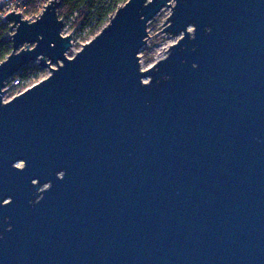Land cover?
<instances>
[{"label": "water", "instance_id": "1", "mask_svg": "<svg viewBox=\"0 0 264 264\" xmlns=\"http://www.w3.org/2000/svg\"><path fill=\"white\" fill-rule=\"evenodd\" d=\"M63 1L3 21L0 264H264V0H128L71 58Z\"/></svg>", "mask_w": 264, "mask_h": 264}, {"label": "trees", "instance_id": "2", "mask_svg": "<svg viewBox=\"0 0 264 264\" xmlns=\"http://www.w3.org/2000/svg\"><path fill=\"white\" fill-rule=\"evenodd\" d=\"M44 0H26L29 16L38 14L36 8L40 5L43 7ZM128 0H64L58 10L59 18H62L65 23L75 18L74 24L81 31L89 29V33L94 37L102 30L110 21V18L115 14L117 9L124 5ZM1 2V0H0ZM8 0H3L1 5H4ZM41 9V8H40ZM27 16H25L26 18ZM12 32L10 24L3 23L0 17V63L3 62L12 52ZM41 73V68L38 64L28 65L11 81L17 80L18 84H23L32 78H36Z\"/></svg>", "mask_w": 264, "mask_h": 264}, {"label": "rangeland", "instance_id": "3", "mask_svg": "<svg viewBox=\"0 0 264 264\" xmlns=\"http://www.w3.org/2000/svg\"><path fill=\"white\" fill-rule=\"evenodd\" d=\"M3 0H1L2 2ZM10 1V0H8ZM45 2V0L43 1ZM169 3L172 5L175 4L173 0H170ZM45 4H43L44 6ZM41 8V9H40ZM43 7L40 5L36 8V12L33 16H29L28 10L23 11V18L24 19H31L30 21H35L37 17H39L42 13ZM19 13V12H18ZM171 15V9L168 7H164L163 10L149 23L148 25V38L146 45L141 49L139 52L140 57V64L141 69L146 70L156 64L159 60L165 58L167 56V50L177 43L178 37H173L171 35H167L161 31L165 28V23L167 18ZM25 16H27L25 18ZM74 17L69 22L64 24V28L62 30L63 35H70L73 38V47L67 53L68 57H73L78 51L82 49V47L89 42L93 35L89 33V29H85L81 31L79 27H76L74 24L75 21ZM192 31V28L190 29ZM38 64V62L36 63ZM50 75V71L48 69H41V73L38 77L32 78L25 83L18 84L16 82L15 86H11V84L7 83L5 88V94L3 97L4 102H8L12 100L15 96L19 95L20 93L24 92L26 89L32 87L33 85L37 84L38 82L42 81L43 79L47 78Z\"/></svg>", "mask_w": 264, "mask_h": 264}, {"label": "built area", "instance_id": "4", "mask_svg": "<svg viewBox=\"0 0 264 264\" xmlns=\"http://www.w3.org/2000/svg\"><path fill=\"white\" fill-rule=\"evenodd\" d=\"M48 1L50 0H45V5L48 4ZM26 10H27L26 0H10L4 5H1V2H0V17L3 21H4L5 16L11 12L13 13L19 12L22 14V12ZM16 82L17 80L11 81V86H15Z\"/></svg>", "mask_w": 264, "mask_h": 264}, {"label": "bare ground", "instance_id": "5", "mask_svg": "<svg viewBox=\"0 0 264 264\" xmlns=\"http://www.w3.org/2000/svg\"><path fill=\"white\" fill-rule=\"evenodd\" d=\"M6 86H7V84H6ZM27 90V89H26Z\"/></svg>", "mask_w": 264, "mask_h": 264}]
</instances>
